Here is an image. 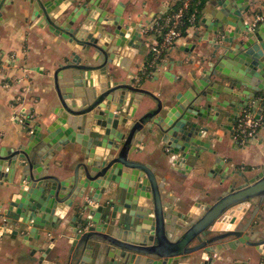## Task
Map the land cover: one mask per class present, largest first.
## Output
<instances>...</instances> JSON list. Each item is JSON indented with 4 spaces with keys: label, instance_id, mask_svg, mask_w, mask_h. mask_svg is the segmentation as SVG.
<instances>
[{
    "label": "water",
    "instance_id": "obj_1",
    "mask_svg": "<svg viewBox=\"0 0 264 264\" xmlns=\"http://www.w3.org/2000/svg\"><path fill=\"white\" fill-rule=\"evenodd\" d=\"M13 1L0 0V9ZM23 1L66 41L69 72L55 85L57 119L45 134L26 129L25 142L0 147V185L8 199L0 230L9 225L36 264H180L196 262L195 256L211 262L219 252L245 247L264 264V163L228 171L204 138L221 127L232 143L246 146L228 123L245 109L264 115V22L253 29L245 23L257 13L252 3L211 1L191 34L198 76L188 82L164 75L168 85L157 87L175 92L160 98L142 86L146 69L125 78L117 71L124 69L116 60L121 50L144 47L142 29L150 22L139 17L146 13L132 10V18L120 0ZM162 66L170 70L171 63ZM147 144L161 169L167 163L185 175L210 165L223 190L213 201L179 210L180 199L156 167L136 158ZM63 149L76 157L74 164L50 173L46 159ZM4 161H17L16 179L13 167L5 175ZM68 210V249L47 260L49 230Z\"/></svg>",
    "mask_w": 264,
    "mask_h": 264
},
{
    "label": "crops",
    "instance_id": "obj_2",
    "mask_svg": "<svg viewBox=\"0 0 264 264\" xmlns=\"http://www.w3.org/2000/svg\"><path fill=\"white\" fill-rule=\"evenodd\" d=\"M120 1L125 2L126 9L131 11L132 18L135 17V12L142 11L146 14L141 15L139 20L151 22L157 15L170 9L179 0ZM211 1L207 0L205 3L198 21L205 16L204 10L211 8ZM247 2L252 3L251 10L253 12L264 13V0H247ZM0 11V147L15 148L27 140L29 133L25 132L26 129H35L37 132L45 134L47 126L57 119V115L53 112L58 105L55 85L63 83L68 75L69 69H65L64 66L69 55V48L63 38L49 31L47 26L41 22V18L33 16L32 8L27 2L14 0L13 4L4 5ZM194 29L184 30L173 48L166 52L160 63L154 67L156 70L149 69L145 74V78L146 76L148 78L142 85L143 87L163 98L167 97L169 92H175V88L169 92H163L157 87L159 84L168 85L169 82L164 75L171 80L181 76L188 82L194 76H198L195 64L199 49L190 47L192 44L191 34ZM143 39L150 40L151 36L143 37ZM143 46L142 50L139 49L138 52H136V48H126L116 55V60L124 68L123 70L117 68L121 78H125L127 74L133 73L137 76L139 72L142 73L140 69L149 58L145 43ZM192 59L193 62L190 63ZM166 62L171 63L170 70L168 66H162ZM96 72L98 71L93 73V77ZM155 76H158V83L152 82ZM65 115L70 116L67 113ZM261 117L264 122V115ZM228 125H231V128L235 130V123L229 122ZM204 138L211 140V148L215 149L217 156L223 160L220 162L221 167L228 171L233 167L256 170L264 163V123L258 128L254 138L246 140L248 141L246 146L243 144L240 147L237 143H232L228 130L221 127L205 134ZM79 148L77 146V149ZM150 152L151 145L147 144L143 148V152L136 155V158L156 167V173L165 179V188L172 191L175 199H180L179 210L185 211V205L189 208L198 200L201 202L213 201L223 190L218 186L219 177L211 170L210 165L205 164L202 169L190 170L185 175L177 174L169 169L167 163L161 169L159 166L161 158L154 152ZM72 156L73 154L65 149L55 151L53 156L46 159L48 171L64 173L63 169L71 168L76 160V157ZM82 156L81 153L78 154V157ZM211 158L215 157L212 155ZM16 162L12 161L10 165L7 161L2 162V170L5 175L8 168L13 167L15 179L18 177ZM3 188L4 186L0 185V224L5 215L4 211L8 207L5 202L8 200L6 194L2 193ZM70 212L68 210L64 214L57 229L49 230L50 235L47 238L49 241L46 246H51V250L47 260L53 261L54 255L58 252L65 255L68 249L72 236L67 221L71 216ZM65 224L66 227H64ZM6 228L7 230H0V264H36L30 257V248L22 244L19 237L12 238L10 236L9 225ZM61 232L64 236L61 235ZM198 255L200 256V254ZM257 258L254 248L245 247L238 248L234 252H219L211 262L202 261L203 259L195 256L196 262L185 259L180 264H240L245 260H248L250 264H258Z\"/></svg>",
    "mask_w": 264,
    "mask_h": 264
},
{
    "label": "built area",
    "instance_id": "obj_3",
    "mask_svg": "<svg viewBox=\"0 0 264 264\" xmlns=\"http://www.w3.org/2000/svg\"><path fill=\"white\" fill-rule=\"evenodd\" d=\"M179 1L176 9L161 12L149 25L143 27L144 38L151 36L150 40L145 41L149 58L143 70L157 66L163 55L173 48L182 32L188 28H194L197 24L199 18H197V9L191 4L193 0ZM263 22L264 13L262 12L255 13L252 19L245 21L249 29ZM262 123H264L262 117L255 118V113L251 109L243 110L235 121V137L240 138L241 142L254 138Z\"/></svg>",
    "mask_w": 264,
    "mask_h": 264
},
{
    "label": "trees",
    "instance_id": "obj_4",
    "mask_svg": "<svg viewBox=\"0 0 264 264\" xmlns=\"http://www.w3.org/2000/svg\"><path fill=\"white\" fill-rule=\"evenodd\" d=\"M179 2L178 1L177 3H175L169 10H174L177 8V6L179 5ZM207 2V0H193L192 1V6H194L196 9H197V18L200 17V14L205 6V3ZM184 29V28H183ZM146 71L148 72L149 71V68H146ZM145 72V70H144Z\"/></svg>",
    "mask_w": 264,
    "mask_h": 264
},
{
    "label": "flooded vegetation",
    "instance_id": "obj_5",
    "mask_svg": "<svg viewBox=\"0 0 264 264\" xmlns=\"http://www.w3.org/2000/svg\"><path fill=\"white\" fill-rule=\"evenodd\" d=\"M237 169H238V167H233L230 171H235Z\"/></svg>",
    "mask_w": 264,
    "mask_h": 264
}]
</instances>
